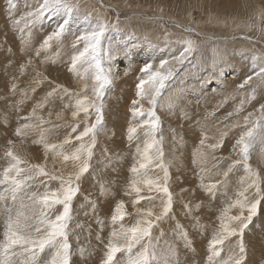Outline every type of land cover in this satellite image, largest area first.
Here are the masks:
<instances>
[{
    "label": "rangeland",
    "instance_id": "obj_1",
    "mask_svg": "<svg viewBox=\"0 0 264 264\" xmlns=\"http://www.w3.org/2000/svg\"><path fill=\"white\" fill-rule=\"evenodd\" d=\"M40 2L14 0L15 7L9 13L7 0H0V174L8 166L5 153L9 148L26 161L21 167L41 165L50 175L64 179L75 174L77 168L71 160L64 161L62 155L51 151L45 153L39 142L40 135L43 131L50 145H62L65 154L79 147L80 141L75 136L84 129V114L72 117V108L66 106L74 104L75 98L61 90L66 88L75 94L83 89L84 82L68 71L77 51L72 42L75 35L90 27L82 19L85 13H91L93 22L100 18L109 24H115L118 16L120 31L109 32L110 42L104 43L105 48L110 44L111 59H106L104 66L111 68L112 82L103 98V130L96 135L90 169L78 182L79 192L72 202V225L79 223L83 227L74 228L70 233L72 264H85L78 246L87 250L86 264H103L113 230L111 217L118 203L123 201L126 212L120 223L128 227L142 218L137 209L151 210L153 216L149 219L153 220L162 211L161 199L154 189L149 191L140 185L141 196L157 198L142 199L135 206L136 194H126L133 175L130 170L138 166L140 158L137 148L143 152L150 142L143 129L129 142L127 129L130 123L147 119V110L151 108L141 100L145 115L133 121L132 101L137 99L140 68L145 63L158 64L162 58L179 55L183 50L181 42L190 37L195 42V51L184 64L173 65L175 74L166 82L156 107L161 122L157 138L163 137L173 206L168 217L152 229V237L154 243L159 239L160 250L174 245L180 264H208L209 242L219 226L223 209L247 187L240 183L246 176L242 167L237 166L228 173L226 183L224 173L240 158L234 147L245 130L244 118L249 113L259 118V106L264 104V85L257 79L244 88L239 87L253 75L254 57L261 58L257 67L264 63V0H72L79 4L81 18L73 23L63 43L53 41L50 48L41 49L37 55L43 39L60 22V16H53L26 26L23 18L35 11ZM16 20L20 23L14 27ZM78 48L82 50L83 44ZM92 83L87 81L89 89ZM53 89L57 91L47 96ZM253 90L255 99L249 101ZM88 95L91 99V92ZM33 109H36L35 116ZM37 117L44 123L40 124ZM25 123L38 126L17 136L16 130ZM73 125H78L77 132L71 131ZM222 133L226 135L220 147L215 150L201 147L205 136V145L216 144ZM69 137L70 143L65 144ZM154 153L155 148L149 150L150 155ZM249 163L259 173L264 189V144L259 141L254 144ZM147 174L153 180L163 178V172L152 165ZM42 181L51 190L59 188V180L39 177L30 182L32 187L28 191L43 192ZM202 182L219 186L215 198L205 191ZM102 187L107 195H101ZM3 188L0 185V192ZM253 193L254 189H249V199L254 198ZM89 201L95 202V211ZM60 211L62 206H57V214ZM239 214V208H232L228 213ZM4 221L5 215L0 211V239ZM177 224L187 232L191 249H186L178 237ZM236 239L225 242L220 261L228 259ZM243 239L245 264H264V201ZM118 259H123V255L118 254Z\"/></svg>",
    "mask_w": 264,
    "mask_h": 264
},
{
    "label": "snow or ice",
    "instance_id": "obj_2",
    "mask_svg": "<svg viewBox=\"0 0 264 264\" xmlns=\"http://www.w3.org/2000/svg\"><path fill=\"white\" fill-rule=\"evenodd\" d=\"M7 6L10 13L15 7L14 0H7ZM53 16H60V22L56 25L55 30L43 39L40 48L37 49V55L41 49L50 48L53 41L63 43L66 34L71 32L73 23L81 18L79 4L72 2V0H42L36 10L29 12L27 17L23 19H25L26 26H32ZM9 18L11 19V16ZM82 19L90 27L75 35L72 47L77 51L71 58V66L68 71L78 80L84 82L83 89L80 93L75 94L69 93L66 88L61 89L64 94L75 98L74 104L66 106L72 108V117L75 119L81 113L84 114V129L75 136V139L80 141V145L70 154H65L62 145H50L46 142L43 131L39 141L43 144L46 154L51 151L55 155H62L64 161L71 160L73 162L77 171L73 176L64 179L50 175L41 165L21 167L26 161L15 154L11 148L6 151L5 155L9 158L8 166L0 174V185L4 186L3 191L0 192V211L5 215L3 237L0 239V264H72L73 250L70 243V233L74 231V228L83 227L79 223L74 227L72 225L74 219L72 202L79 192L78 182L90 169L96 135L103 130V98L106 89L112 82L111 68L104 66V61L111 59L110 44L108 48H105L104 43L105 41L110 42L109 32L120 31L118 16L115 24H109L100 18L93 22L91 13H85ZM19 23V20L13 21V26L15 27ZM185 31L190 32L191 29H185ZM81 43L83 44L82 50L78 48ZM181 43L183 50L179 55L171 56L168 59L162 58L158 64L145 63L140 68L142 75L136 85L137 99L132 101L133 121H136L137 117L145 115L143 106L140 105L141 100H145L151 105V108L147 110V119L130 123L127 129L129 142L137 138L139 129L144 130L143 134L149 138L150 142L146 144L143 152H140L139 147L137 148L140 158L137 162L138 166L134 165L130 170L133 175L129 181V191L126 194H136V198L133 200L135 206L142 199L151 201L157 198L151 195L141 196L140 185L146 186L149 191L154 189L161 199L162 211L153 220L149 219L153 216L151 210L144 212L137 209L142 218L128 227L120 223L124 220L126 212L123 201L118 203L111 217L113 230L106 245L103 264H180L179 254L174 245H168L164 250L158 249L159 239L157 238L154 243L152 229L168 217L173 206L172 194L168 187L170 178L168 167L164 163L163 137L157 138L161 122L156 115V107L158 97L161 96L166 82L175 74L176 69L173 65L184 64L188 56L195 51V42L190 37L185 38ZM260 60V57L253 58V75H249L239 85L240 88H244L253 79H257L261 85H264V63H260L257 67V62ZM88 80L93 81L90 89L87 84ZM57 89H60V86H57ZM57 89H53L47 96H52ZM89 92H91V99L88 95ZM252 99H255L254 90L249 101ZM241 103L243 104L245 101ZM137 105L140 107H136ZM37 107H42V105H37ZM258 111L260 113L259 118H253V113H249L244 118L245 130L234 147V151L240 158L232 162L224 173L226 183L228 173L237 166L242 167L246 176L240 183L246 184L247 187L242 188L237 193V198L223 209L219 217V226L209 242L208 264H245L244 233L251 225L253 218L258 215L261 202L264 201V189L261 188L260 175L252 169L249 163L254 144L257 141L264 144V104L259 106ZM35 112L36 109H33V116H35ZM25 119L30 120L31 117ZM37 119L40 124L44 123L41 118L37 117ZM37 126L25 123L16 130L15 134L22 136L25 134V130ZM77 127L78 125H73L71 131L77 132ZM224 135L226 133L221 134V138L216 144L210 145H205L207 138L205 136L204 139H201V147L217 149L221 146ZM85 138H88L87 141ZM70 140L71 137L66 139L64 143H70ZM9 143L11 144V141ZM153 148H155V153L150 155L149 150ZM150 165L163 172L162 180L160 178L153 180L148 177L147 170ZM39 177L59 180V188L51 190L42 181L41 183L44 184L43 192L38 190L29 192L28 189L32 187L30 182ZM202 186L211 197L215 198L219 190L218 185H203L202 182ZM249 189H254L253 199H249ZM101 195H107V191L103 187ZM89 204L95 211V202L89 201ZM57 206H62V211L58 214ZM232 208H239L240 214L228 215ZM100 223L102 224V221ZM176 232L178 237L183 240L184 247L191 249V241L181 225L177 224ZM162 235L163 233H161ZM233 237L237 239L234 247L230 249L228 259L220 261L218 258L225 242L231 241ZM97 239L100 237L97 236ZM77 241H79L78 236ZM86 251L84 246H78L79 256L85 259V264ZM118 254H122L123 259H118Z\"/></svg>",
    "mask_w": 264,
    "mask_h": 264
},
{
    "label": "bare ground",
    "instance_id": "obj_3",
    "mask_svg": "<svg viewBox=\"0 0 264 264\" xmlns=\"http://www.w3.org/2000/svg\"><path fill=\"white\" fill-rule=\"evenodd\" d=\"M220 40V39H219Z\"/></svg>",
    "mask_w": 264,
    "mask_h": 264
}]
</instances>
